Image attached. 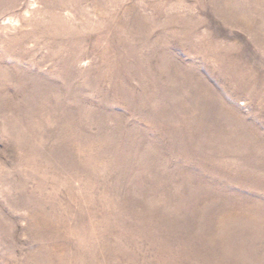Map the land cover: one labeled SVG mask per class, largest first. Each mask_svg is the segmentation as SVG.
I'll return each instance as SVG.
<instances>
[{
	"label": "rangeland",
	"instance_id": "obj_1",
	"mask_svg": "<svg viewBox=\"0 0 264 264\" xmlns=\"http://www.w3.org/2000/svg\"><path fill=\"white\" fill-rule=\"evenodd\" d=\"M0 264H264V0H0Z\"/></svg>",
	"mask_w": 264,
	"mask_h": 264
}]
</instances>
